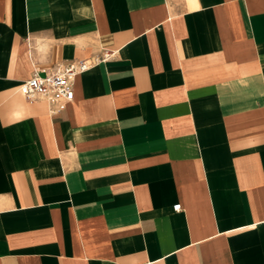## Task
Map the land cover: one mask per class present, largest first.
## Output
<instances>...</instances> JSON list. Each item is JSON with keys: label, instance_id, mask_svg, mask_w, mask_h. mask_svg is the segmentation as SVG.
I'll use <instances>...</instances> for the list:
<instances>
[{"label": "crops", "instance_id": "1", "mask_svg": "<svg viewBox=\"0 0 264 264\" xmlns=\"http://www.w3.org/2000/svg\"><path fill=\"white\" fill-rule=\"evenodd\" d=\"M0 264H264V0H0Z\"/></svg>", "mask_w": 264, "mask_h": 264}, {"label": "built area", "instance_id": "2", "mask_svg": "<svg viewBox=\"0 0 264 264\" xmlns=\"http://www.w3.org/2000/svg\"><path fill=\"white\" fill-rule=\"evenodd\" d=\"M115 54V50L103 49L90 58L61 64L56 69L46 71L44 74H41L39 70H35L28 79L23 81L20 90L26 99L31 101L44 99L50 104L52 113L59 112L65 109L67 104L74 99L75 76L99 62L112 59ZM181 208V203L174 205L176 210Z\"/></svg>", "mask_w": 264, "mask_h": 264}]
</instances>
